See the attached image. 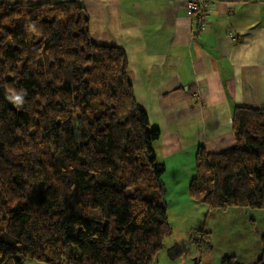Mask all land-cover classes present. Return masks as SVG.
I'll return each mask as SVG.
<instances>
[{
  "label": "trees",
  "instance_id": "16d2710c",
  "mask_svg": "<svg viewBox=\"0 0 264 264\" xmlns=\"http://www.w3.org/2000/svg\"><path fill=\"white\" fill-rule=\"evenodd\" d=\"M231 126L234 144L197 146L189 195L264 209V107L233 105ZM159 136L80 3L0 2V264H153L171 232Z\"/></svg>",
  "mask_w": 264,
  "mask_h": 264
},
{
  "label": "crops",
  "instance_id": "0c3cea01",
  "mask_svg": "<svg viewBox=\"0 0 264 264\" xmlns=\"http://www.w3.org/2000/svg\"><path fill=\"white\" fill-rule=\"evenodd\" d=\"M76 1L92 40L126 52L135 99L160 131L153 147L164 173L166 158L180 161L172 167L177 177L192 170L198 145L234 144L233 105L264 107V0H214L199 29L184 0ZM185 239L165 242L169 258L188 251Z\"/></svg>",
  "mask_w": 264,
  "mask_h": 264
},
{
  "label": "rangeland",
  "instance_id": "374dc122",
  "mask_svg": "<svg viewBox=\"0 0 264 264\" xmlns=\"http://www.w3.org/2000/svg\"><path fill=\"white\" fill-rule=\"evenodd\" d=\"M165 160L170 168L163 174V182L165 180L167 185L164 199L171 226L165 242L183 237L190 248L175 258H169L162 249L153 264H219L220 257L224 255H234L243 264H254L262 254L264 209L229 206L226 210L209 211L206 205L195 202L188 192L195 171L194 162L192 170L175 177L172 167L180 161L171 158ZM203 236V242L197 239ZM22 264L48 263L27 257Z\"/></svg>",
  "mask_w": 264,
  "mask_h": 264
},
{
  "label": "built area",
  "instance_id": "2783aa9c",
  "mask_svg": "<svg viewBox=\"0 0 264 264\" xmlns=\"http://www.w3.org/2000/svg\"><path fill=\"white\" fill-rule=\"evenodd\" d=\"M185 8L191 12L194 16L195 22L199 27H202L204 24L205 9L214 3V0H184ZM231 37H234V34H230Z\"/></svg>",
  "mask_w": 264,
  "mask_h": 264
},
{
  "label": "clouds",
  "instance_id": "9594fccd",
  "mask_svg": "<svg viewBox=\"0 0 264 264\" xmlns=\"http://www.w3.org/2000/svg\"><path fill=\"white\" fill-rule=\"evenodd\" d=\"M11 100H13L17 105H19L20 103H22V97L21 95H13L11 97H9Z\"/></svg>",
  "mask_w": 264,
  "mask_h": 264
}]
</instances>
